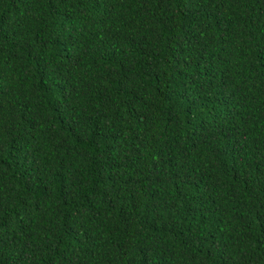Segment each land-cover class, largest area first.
<instances>
[{
	"label": "trees",
	"instance_id": "1",
	"mask_svg": "<svg viewBox=\"0 0 264 264\" xmlns=\"http://www.w3.org/2000/svg\"><path fill=\"white\" fill-rule=\"evenodd\" d=\"M0 264H264V0H0Z\"/></svg>",
	"mask_w": 264,
	"mask_h": 264
}]
</instances>
